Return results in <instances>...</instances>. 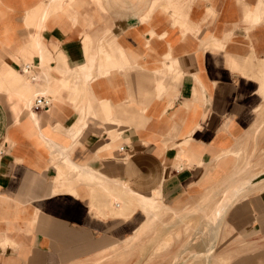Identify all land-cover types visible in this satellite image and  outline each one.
Here are the masks:
<instances>
[{
    "label": "crops",
    "instance_id": "1",
    "mask_svg": "<svg viewBox=\"0 0 264 264\" xmlns=\"http://www.w3.org/2000/svg\"><path fill=\"white\" fill-rule=\"evenodd\" d=\"M261 94L264 0H0V264L137 262L253 166ZM224 224L264 264V178Z\"/></svg>",
    "mask_w": 264,
    "mask_h": 264
},
{
    "label": "rangeland",
    "instance_id": "2",
    "mask_svg": "<svg viewBox=\"0 0 264 264\" xmlns=\"http://www.w3.org/2000/svg\"><path fill=\"white\" fill-rule=\"evenodd\" d=\"M261 95H262V101L264 103V94ZM253 145L254 143H251V140L248 138L247 133H245L244 135H242L238 143V146H236L235 148L242 150L245 149L247 146L248 151H250L249 155H251V162L253 163L252 171L255 170L256 172L258 171L263 172L264 171V126L261 128L260 134L257 137L254 150L251 149ZM239 158L243 159V156L240 155ZM201 201L202 198L200 199V201H198L197 205H199ZM197 205L193 207H196ZM191 207L184 208L178 214H182L186 212L187 210L191 209ZM170 219L171 218H169L166 215V218L163 220H166V223H168L172 221ZM196 219H197V215H194L191 217L190 220H187L186 223L180 224L179 226L180 228L172 230L171 233L167 232L166 235H162L165 240L163 239L159 244L157 240L160 236L153 239L154 233L152 232L150 234V240L149 238L145 240L147 243L149 240L150 245L148 250L144 254L140 253V249L138 246L134 248L133 247L125 248V245L121 248H118V250L115 253L120 256L121 258L120 260H126L127 258H130L132 254L134 256H138L140 254L141 255L140 259L133 264H142V260L146 258L142 256H144L145 254H150V258H149L150 260L146 261L143 264H159L158 258L161 259L160 264H198V262H195L196 260L193 259V256L195 255V253H197V250H200L201 245L198 244L199 248L194 245L191 246L189 245L188 246L189 251L180 255V251L185 247L190 236L195 234L197 231L196 227L194 228V226H196ZM240 243H242L240 239L236 235H233L230 232V230L225 226L223 219L220 226V232L218 238L216 239L214 251L208 263L209 264H239V257L241 262L245 261L244 263L246 264L249 263V261L252 260V245L240 244ZM200 263L201 262H199V264ZM201 264H205V263L202 262Z\"/></svg>",
    "mask_w": 264,
    "mask_h": 264
},
{
    "label": "bare ground",
    "instance_id": "3",
    "mask_svg": "<svg viewBox=\"0 0 264 264\" xmlns=\"http://www.w3.org/2000/svg\"><path fill=\"white\" fill-rule=\"evenodd\" d=\"M260 173H264V171H252L250 160H247L246 166L243 171L236 177L232 178L221 189L212 194V196L208 199L204 206L200 208L198 212H195L197 214V219L196 226L194 227H196L197 231L194 235L192 245L197 247L201 245L200 250L197 251L202 252L203 254L200 258V261H198V264L199 262L209 264L208 262L211 259V255L214 251L216 239L218 238L220 226L226 212L234 202L236 203L240 196L242 197V195H245L247 192L253 189V186L256 185L259 181L257 180V177L260 175ZM216 201H218V204L215 207L213 213H207V209L211 207ZM192 216L194 215L190 213L181 215L177 218L176 223L178 225L183 224L187 222V220H190ZM184 252L182 254H184Z\"/></svg>",
    "mask_w": 264,
    "mask_h": 264
},
{
    "label": "built area",
    "instance_id": "4",
    "mask_svg": "<svg viewBox=\"0 0 264 264\" xmlns=\"http://www.w3.org/2000/svg\"><path fill=\"white\" fill-rule=\"evenodd\" d=\"M50 105V101L45 97H38L35 99V106L37 108H47Z\"/></svg>",
    "mask_w": 264,
    "mask_h": 264
},
{
    "label": "water",
    "instance_id": "5",
    "mask_svg": "<svg viewBox=\"0 0 264 264\" xmlns=\"http://www.w3.org/2000/svg\"><path fill=\"white\" fill-rule=\"evenodd\" d=\"M264 178V173L260 174L258 177H257V180H261Z\"/></svg>",
    "mask_w": 264,
    "mask_h": 264
}]
</instances>
